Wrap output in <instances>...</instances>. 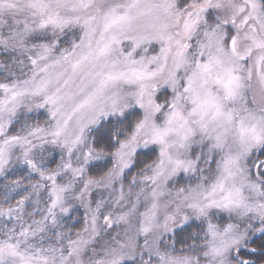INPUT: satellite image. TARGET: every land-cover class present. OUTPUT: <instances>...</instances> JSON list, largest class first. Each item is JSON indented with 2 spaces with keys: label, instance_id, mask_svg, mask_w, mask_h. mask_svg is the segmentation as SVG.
<instances>
[{
  "label": "rangeland",
  "instance_id": "obj_1",
  "mask_svg": "<svg viewBox=\"0 0 264 264\" xmlns=\"http://www.w3.org/2000/svg\"><path fill=\"white\" fill-rule=\"evenodd\" d=\"M117 2L138 4L137 8L131 9V15L136 18L133 27L123 35L110 32L101 39L102 25L93 21L92 27L96 31L91 36V49L87 46L88 39L81 44L84 33L80 27H66L53 33L51 28L39 30L34 23L39 21V16L33 17L27 10L0 14V178L6 170L18 167L7 179L8 183H0V195L5 198L4 193H7L5 199L10 202L3 203L8 206H0V245L23 241L25 237L20 233L27 232V242L31 246L29 254L35 251L40 257L47 258L49 264H77V261L111 264L113 260L119 264H241L242 261L255 264L239 254L243 252L246 257L250 256L255 250L252 243L264 235L258 207L264 204V196L259 194L264 192V187L257 184L255 192L247 186L244 188L245 196L250 197L247 201L250 211L246 214L244 210L229 212L213 208L202 216L189 206L204 202L206 190L215 183L220 153L196 142L187 150L172 151L173 160L178 158L184 162L181 168L173 172L175 165L166 163L160 169L157 164L161 146L145 144L147 137L141 132L138 142L124 150L125 153L132 152L130 157L124 156L129 161L128 167L114 174L119 144L132 137L136 125L144 119L145 109L135 103L137 85L119 82L97 95L100 82L108 73L138 68L156 72L159 68L158 75L146 83L154 87L155 103L164 105L170 101L173 89L167 80L173 69L175 46L173 44L172 50L165 53L162 50L169 47V42L158 37L173 35L176 31L170 26L171 17L166 10L154 7L166 3V0ZM180 2L187 7L193 0ZM222 2L226 5L244 4V0ZM61 12L63 14V10ZM89 14L94 13L91 10L79 12L81 23ZM206 16L209 23L217 17L233 18L232 8L209 10ZM234 18L239 24L240 16ZM165 25H168L166 33ZM250 25L239 31L241 53L252 48L251 57L240 61L245 70L241 74L251 73V79L245 81L240 103L260 118L264 117V85L261 84L264 62L257 61L264 55V49L257 48L252 40L243 37L247 33L257 42L262 41L264 30L259 24L250 22ZM251 27L256 28L255 33L251 32ZM225 33L235 35L237 29L231 24L225 25ZM113 35L116 36L115 43L111 40ZM105 44H111L106 56L97 61L94 55H89ZM73 45L81 46L73 48ZM85 56L89 58L85 60ZM50 97L54 103H46ZM113 99H118L121 106L115 114L111 110ZM133 110L140 113V121L128 138L117 143L112 165L108 163L104 169V163L110 161V154L93 148L91 132L101 122L126 116ZM22 113L33 115L35 123L33 121L31 127L18 124V129L9 135L10 127ZM37 115L40 116L37 118ZM156 116L160 117L156 122L161 123L162 114ZM57 131L60 135L54 136ZM151 149L156 151L153 161L147 165L144 163L145 166L141 164L136 173H130L135 166V155ZM259 154H264V146L251 148L241 160L245 176L253 182H264V175H261L264 167H257L264 165V157L258 158ZM33 164L35 168L31 166ZM78 168H83V172L75 173ZM27 176L31 177L30 181ZM89 180L93 183L88 184ZM237 180V186L248 183L244 177ZM38 184L43 185L40 192H44L48 200L42 203L40 210H35L23 202L30 192H21L30 185L32 190L36 189ZM64 187L68 190L60 193L61 199L53 208L54 191ZM17 202L22 204L9 207ZM78 208L83 214L81 218L75 213ZM188 225L196 227V234L202 233L205 242L201 246L195 241L190 245L195 248L194 254L184 255L175 248L173 236ZM209 225L215 230V236L209 231ZM229 226L232 231L225 235ZM236 235L243 238L240 244L232 245V238ZM78 238L89 241L88 254L69 257L72 241ZM213 246L223 248V254L209 255ZM24 247L22 244L21 250ZM256 250L257 256L264 252V248Z\"/></svg>",
  "mask_w": 264,
  "mask_h": 264
},
{
  "label": "snow or ice",
  "instance_id": "obj_2",
  "mask_svg": "<svg viewBox=\"0 0 264 264\" xmlns=\"http://www.w3.org/2000/svg\"><path fill=\"white\" fill-rule=\"evenodd\" d=\"M137 7V3L125 4L117 0H0V14L11 10H27L33 17L39 16V21H34L39 30L51 28L55 33L56 30L63 31L66 27H80L84 33L81 44L88 39L89 49L92 47L91 36L96 31L92 27L93 21H98L102 25L101 39L110 32L123 35L133 27L136 18L131 15V9ZM154 7L164 8L171 17L170 26L176 29L173 35L158 37L162 41L169 42V47L162 50L165 53L172 50L173 44L175 46L173 69L167 80L173 89V95L172 99L166 101L164 105L157 104L153 100L154 87L146 81L153 80L161 71L159 68L156 72L138 68L129 72L108 73L100 82L97 95L110 85L119 82L137 85L135 103L145 109L144 119L136 125L132 137L125 143L119 144V150L115 154L117 169L114 170V174H118L123 167H128L129 161H126L124 156L130 157L132 152L125 153L124 150L130 149L138 142L141 132L147 137L144 140L145 144L161 146L157 167L163 169L166 163L174 164L173 172L181 168L184 162L178 158L173 160L172 151L187 150L193 143L198 142L208 146L210 151L220 153L221 161L215 183L206 190L204 202L189 206L197 209L202 216L207 215L213 208L229 212L244 210L246 214L250 211L247 204L250 197L245 196L244 188L247 186L251 192H255L257 184L264 187V182L249 180L245 176L241 160L251 148L264 146V117L257 118L253 111L240 103L243 100L242 90L245 88V81L251 79L250 72L241 74L245 70L240 61L251 57L252 48L248 47L241 53L239 31L243 26H251L250 22L259 24L264 30V0L259 2L244 0L243 6L226 5L222 0H193L187 7H183L180 0H166V3L154 5ZM225 7L232 8L233 18L219 19L217 17L213 23L208 22L206 14L209 10H221ZM88 10L94 14H89L88 19H83L81 23L82 17L79 12H88ZM69 13L75 15H69ZM237 16H240L239 24L234 18ZM228 24L237 29L235 35L225 33V25ZM167 27L168 25L164 26L165 33ZM251 32L255 33L256 28L251 27ZM243 39L252 40L257 48L264 49V40L257 42L253 35L247 33ZM111 40L115 43L116 36L113 35ZM80 46L73 45V48ZM110 49L111 44H105L102 48L98 47L95 54L90 52L89 55H94V59L98 61L100 57L106 56ZM88 58V56L84 57L85 60ZM166 59L167 56H165ZM257 62H264V55L260 56ZM35 63L33 61V64ZM181 70L183 75H180ZM261 84L264 85V76L261 77ZM48 102L55 101L50 97L46 103ZM120 107L119 100L113 99L111 106L113 114ZM163 109L166 111H162ZM157 113L162 114L161 123L156 122L160 119L156 116ZM53 135L59 136L60 133L57 131ZM31 166L35 168L34 164ZM188 166L190 167L191 164L189 163ZM257 167H264V165H257ZM74 171L82 173L83 168ZM238 177L248 180L247 185L239 183L237 186ZM92 183V180L88 181V184ZM67 190L68 188L64 187L54 191L56 199L52 203L53 208L61 199L60 193ZM259 194L264 196V192ZM258 207L259 219L261 223H264V204ZM261 230L264 231V229ZM209 231L213 236L216 235L211 225H209ZM231 231L232 228L229 226L224 234L227 235ZM20 235L25 237L23 241L0 245V264H49L48 259L40 257L37 252L33 251L29 254L31 246L27 242L28 234L21 232ZM242 238L240 235L234 236L232 245L240 244ZM22 244L25 246L23 250H21ZM72 245V248L68 250L69 257L88 254L89 241L78 238L72 241ZM223 251V248L213 246L208 254L215 257L222 255ZM77 264H83V262L77 261ZM111 264H119V262L113 260ZM241 264H247V261H242Z\"/></svg>",
  "mask_w": 264,
  "mask_h": 264
},
{
  "label": "trees",
  "instance_id": "obj_3",
  "mask_svg": "<svg viewBox=\"0 0 264 264\" xmlns=\"http://www.w3.org/2000/svg\"><path fill=\"white\" fill-rule=\"evenodd\" d=\"M40 115H37L38 118ZM33 115H25V113H22L18 116L17 120L14 122V124L10 127L9 135L16 131V125L22 124V126L27 125L28 127H31L33 125V121L35 123V120H32ZM141 115L137 110L131 111L126 116L120 117V118H112L108 119L106 121L101 122V124L94 129L91 134L93 136V148L95 150H98L100 153L110 154L108 158H110V161H106L104 163V169L105 165L110 163L112 165V155L113 152L116 149L117 143L120 140H123L125 138H128L131 133L134 130L135 125L140 121ZM37 120V119H36ZM26 126V127H27ZM20 128V127H19ZM154 156L156 157V151L154 149L147 150L144 152H138L135 155V166L131 169L130 173H136L139 169V166L147 165L148 162H152ZM264 157V154H259L258 158L262 159ZM147 162H145V161ZM19 164V163H18ZM144 165V166H145ZM14 166V165H13ZM149 166H146L145 168H148ZM17 165L14 166L11 169H8L5 171V174L0 178V183H8L7 179L11 177L12 172L17 169ZM27 180L30 181L29 176H27ZM41 188H43V185L36 186V189L32 190V185L30 187H27L26 190L23 189V192L21 194L25 193V191L30 192L28 196H26V201L24 200V204H27L26 207L33 208L35 210H40L42 203L46 202L48 200V197L44 192H40ZM5 198L7 193H4ZM39 194V195H38ZM0 206H8V204H3L4 202L10 203L9 200L7 201L5 198H3V195H0ZM28 197V199H27ZM38 199V200H37ZM2 204V205H1ZM22 203L17 202L15 205H11L9 207H16L19 206ZM75 213H79L80 218L83 216L81 210L78 208V211L76 210ZM0 222L2 220L0 219ZM201 231V230H200ZM1 233V232H0ZM202 233L196 234V227L193 228V225H188L183 229L182 231H178L174 234V243L175 248H178L180 250V253H184V255H189L188 253L194 254L192 251L195 250V248H191L190 245H192L195 241H198V244L201 246L205 242L204 236L201 238ZM203 235V234H202ZM197 236H200L197 238ZM252 246L255 247V250L251 251L250 256L246 257L243 252H240V257H244L246 259H250V261L254 262L255 264H264V252H261L256 254L258 252L256 248H264V235L260 238H258L256 241L252 243ZM252 247V248H253ZM254 249V248H253ZM186 250V251H184ZM241 262V261H240ZM248 264V263H247Z\"/></svg>",
  "mask_w": 264,
  "mask_h": 264
}]
</instances>
